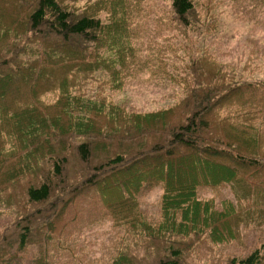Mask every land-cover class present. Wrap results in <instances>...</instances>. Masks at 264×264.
<instances>
[{
  "label": "trees",
  "instance_id": "1",
  "mask_svg": "<svg viewBox=\"0 0 264 264\" xmlns=\"http://www.w3.org/2000/svg\"><path fill=\"white\" fill-rule=\"evenodd\" d=\"M15 1L25 28L0 42V123L20 139L11 181L24 193L0 199V218L14 220L17 233L11 241L0 234V264H20L38 245L56 261L71 253L79 206L95 209L82 215L85 225L107 216L123 231L110 264H191L203 256L264 264V81L199 49L203 55L188 66L171 63L185 75L154 71L182 88L174 104L97 109L75 100L80 81L106 84L112 76L118 84L138 68L137 50L121 31L124 18L106 23L77 0ZM171 1L169 23L178 34H204L193 20L194 0ZM172 55H179L174 47ZM201 62L215 65V73ZM157 187L160 218L150 219L141 202ZM205 191L214 196L204 198ZM253 233L261 246L230 253Z\"/></svg>",
  "mask_w": 264,
  "mask_h": 264
},
{
  "label": "rangeland",
  "instance_id": "2",
  "mask_svg": "<svg viewBox=\"0 0 264 264\" xmlns=\"http://www.w3.org/2000/svg\"><path fill=\"white\" fill-rule=\"evenodd\" d=\"M195 16L193 20L198 23L202 35H193L191 39L178 34L180 29L170 24L171 0H77V7H90V11L102 16L106 23L115 17L122 19L124 28L130 37L131 44L136 48L138 57L137 71L132 77H125L120 83L115 77L98 75L97 79L105 77L107 83L96 80L80 81L75 95L76 101L89 102L94 108H106L108 105H121L136 112L154 111L174 104L183 94L182 88L173 84L162 75L154 77L157 67H165L172 74V64L186 66L191 60L203 54L199 49L206 50L216 61L227 69H236L249 80L264 81V0H194ZM22 7L15 0H0V42H7L14 31L23 32ZM116 13V16H115ZM3 19V21H2ZM173 47L179 55H172ZM160 49V57H155V51ZM173 58V60H172ZM249 62L251 72H249ZM145 64V65H144ZM144 65L142 70H138ZM201 68L213 75V64L200 63ZM106 75H111L106 73ZM13 85L19 82L10 79ZM116 84V86H115ZM26 93H22V97ZM55 98L51 99L53 102ZM108 109V108H106ZM57 107H53V112ZM50 109L49 113L54 114ZM55 115V114H54ZM8 124L0 123V199H20L23 195L21 184L13 186L11 178L13 170L19 167V151L13 149V144L20 142L19 137L7 134ZM142 169H138L141 171ZM163 190L160 187L153 189L142 199L141 209L150 219L160 218V198ZM227 196L233 195L229 189L225 190ZM204 198H211V191L203 192ZM119 200V198H118ZM81 205V204H80ZM79 218L75 225L73 244H67L72 252L62 251V258L54 260L47 255L40 245L34 246L33 253L21 255L18 263L23 264H110L114 256V247L120 241L123 231L115 228L111 218L99 216L92 226L83 223L82 215L94 211L93 207L79 206ZM14 221V220H13ZM12 220L0 218V234L11 241L15 235ZM246 232V231H245ZM244 234V232H243ZM256 234L246 237V241L233 243L230 248L235 254L249 249L250 245H258ZM250 240V241H249ZM205 245L202 251H206ZM248 248V249H247ZM28 251V252H30ZM226 254L227 250L220 251ZM118 254V253H115ZM215 253H213L214 255ZM25 255V254H24ZM219 256V255H215ZM191 264H221L206 256L194 257Z\"/></svg>",
  "mask_w": 264,
  "mask_h": 264
}]
</instances>
